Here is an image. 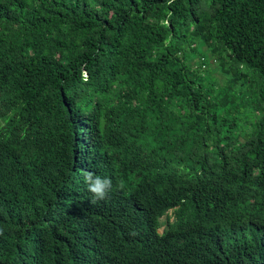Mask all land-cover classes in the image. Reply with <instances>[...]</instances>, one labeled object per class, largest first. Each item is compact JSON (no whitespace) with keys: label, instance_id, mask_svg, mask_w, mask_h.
<instances>
[{"label":"trees","instance_id":"16d2710c","mask_svg":"<svg viewBox=\"0 0 264 264\" xmlns=\"http://www.w3.org/2000/svg\"><path fill=\"white\" fill-rule=\"evenodd\" d=\"M0 264H264V0H0Z\"/></svg>","mask_w":264,"mask_h":264},{"label":"clouds","instance_id":"9594fccd","mask_svg":"<svg viewBox=\"0 0 264 264\" xmlns=\"http://www.w3.org/2000/svg\"><path fill=\"white\" fill-rule=\"evenodd\" d=\"M85 182L88 191L92 193L93 198L90 201L92 204L106 200L112 191V180L108 177H101L89 172L85 175Z\"/></svg>","mask_w":264,"mask_h":264},{"label":"rangeland","instance_id":"374dc122","mask_svg":"<svg viewBox=\"0 0 264 264\" xmlns=\"http://www.w3.org/2000/svg\"><path fill=\"white\" fill-rule=\"evenodd\" d=\"M218 75H219V73H218ZM162 220H165V217H163ZM160 231L161 232L163 231V227L160 229Z\"/></svg>","mask_w":264,"mask_h":264}]
</instances>
